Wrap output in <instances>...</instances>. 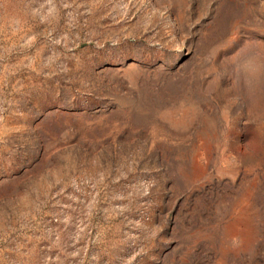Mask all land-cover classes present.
<instances>
[{
    "label": "rangeland",
    "instance_id": "1",
    "mask_svg": "<svg viewBox=\"0 0 264 264\" xmlns=\"http://www.w3.org/2000/svg\"><path fill=\"white\" fill-rule=\"evenodd\" d=\"M0 264H264V0H0Z\"/></svg>",
    "mask_w": 264,
    "mask_h": 264
}]
</instances>
